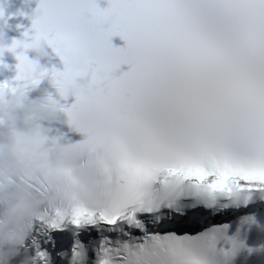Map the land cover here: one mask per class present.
<instances>
[{"label":"snow or ice","instance_id":"obj_1","mask_svg":"<svg viewBox=\"0 0 264 264\" xmlns=\"http://www.w3.org/2000/svg\"><path fill=\"white\" fill-rule=\"evenodd\" d=\"M109 13L119 23L99 37L103 58L83 73L51 72L60 91L88 75L101 119L72 148L90 152L95 175L80 202L37 220L49 229L66 219L107 225L117 236L100 241L97 264H217L212 241L223 230H185L197 218L182 222L193 205L180 201L264 189V0H109L104 9L95 0H40L33 38L54 32L74 53ZM113 35L148 71L113 74L123 62L111 54ZM16 59L17 79L45 75L23 52ZM86 103L76 96L61 108L71 125ZM37 255L43 264L46 253ZM82 258L77 242L73 264Z\"/></svg>","mask_w":264,"mask_h":264},{"label":"clouds","instance_id":"obj_2","mask_svg":"<svg viewBox=\"0 0 264 264\" xmlns=\"http://www.w3.org/2000/svg\"><path fill=\"white\" fill-rule=\"evenodd\" d=\"M78 0H74V3ZM119 23L115 14L105 15L94 27L91 35L81 41L80 51L65 52L54 32H41L38 38L27 42L21 40L17 46L33 54L34 65L46 56L45 46L56 48L63 56V67L75 73H83L86 63L99 61L104 52L99 37L111 31ZM13 42L0 52L14 49ZM16 48V47H15ZM11 49V50H10ZM111 54L138 72L148 71V66L138 61L124 47L111 45ZM119 65V66H120ZM42 76L33 73L25 76L22 84L9 89L6 97L0 95V264H12L20 248L30 234L34 220L44 212L42 205L52 208L61 205L65 210L80 202L95 175L90 152L73 150L72 145L57 144V138L49 135L50 125L57 118L66 96H84L87 103L79 113L74 131L86 135L101 119L90 94V85L83 75L77 76L64 89H57L53 98L46 90L29 99L28 93L35 90ZM75 182L78 187L71 190ZM47 185V189H41ZM75 197V198H73ZM238 246L234 238L223 237V231L214 233ZM264 244L257 246V251Z\"/></svg>","mask_w":264,"mask_h":264}]
</instances>
